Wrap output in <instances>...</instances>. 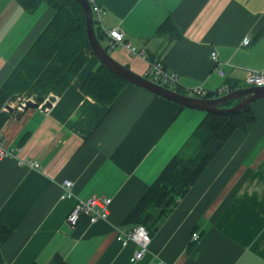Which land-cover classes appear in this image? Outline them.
<instances>
[{
  "label": "crops",
  "instance_id": "1",
  "mask_svg": "<svg viewBox=\"0 0 264 264\" xmlns=\"http://www.w3.org/2000/svg\"><path fill=\"white\" fill-rule=\"evenodd\" d=\"M92 1L105 12L104 46L139 74L148 60L112 46L106 30L119 25L149 60L179 74L183 90L244 87L251 69L264 68V0ZM53 14L45 3L28 12L18 0H0V88ZM167 18L174 28L160 33ZM100 63L92 54L52 107L12 112L0 127L12 152L0 157V222L12 229L0 264H264V98L252 104L257 121L230 137L152 234L145 257L132 262L139 245L123 246L116 228L207 112L130 82L111 104L99 103L81 85ZM65 179L76 197H61ZM92 196L112 199L109 218L72 227L66 216L76 199Z\"/></svg>",
  "mask_w": 264,
  "mask_h": 264
},
{
  "label": "trees",
  "instance_id": "2",
  "mask_svg": "<svg viewBox=\"0 0 264 264\" xmlns=\"http://www.w3.org/2000/svg\"><path fill=\"white\" fill-rule=\"evenodd\" d=\"M18 1L28 12H34L45 3L54 9V14L0 88V127L15 112L2 110L11 98L24 94L42 103L51 93L61 95L93 54L86 31L85 12L78 1ZM95 25L101 41L105 33L97 21ZM168 26H173L171 18H167L158 31L163 33ZM127 83L100 63L85 78L81 89L99 103L111 104ZM178 90L183 91L181 88ZM209 95L213 96V93ZM237 102L233 100L227 106ZM256 121L252 105L233 113L207 112L186 147L168 161L156 181L126 215L123 224H143L151 235L156 232L230 137L237 130L247 131ZM11 233L12 229L0 222V250Z\"/></svg>",
  "mask_w": 264,
  "mask_h": 264
},
{
  "label": "built area",
  "instance_id": "3",
  "mask_svg": "<svg viewBox=\"0 0 264 264\" xmlns=\"http://www.w3.org/2000/svg\"><path fill=\"white\" fill-rule=\"evenodd\" d=\"M92 9L94 12V19L99 24L102 21L104 15V9L98 4L93 3ZM106 34L110 38V44L112 46H125L128 48L129 52L135 56L148 60V67L144 76L150 80L159 83L161 85L167 86L169 88L178 90L180 88L179 74L175 71L170 70L166 67L164 62L159 57L148 59L147 50L145 47H138L129 39L126 38L125 32L119 25H116L108 30ZM251 43V37L246 36L242 40L243 45H249ZM211 58L218 61L217 52L213 50L211 52ZM220 74L224 73L222 67L218 66ZM246 86L251 85H264V68L262 69H251L245 79ZM233 89L229 86L219 87L215 91H210L203 85H197L183 90L184 93L191 94L198 97H211L209 95L211 92L213 96H221ZM180 91V90H179ZM22 102L21 104H24ZM21 104L18 108H21ZM12 154L11 151L7 150L3 144L2 137L0 136V157H6ZM28 164L31 166H39L38 161L29 160ZM74 192V182L70 179H65L62 182V198H73L76 197ZM112 199L108 197L92 196L87 199L77 198L75 204L70 209L66 216V221L72 226H77L80 221L87 217L90 222L95 223L98 220H107L110 215V205ZM194 238H197V233L193 234ZM116 240L123 246L128 245L131 242L139 245V248L135 249L130 260L132 262L141 260L147 254L149 246L152 241V235L149 230L143 224H137L134 226H120L116 228ZM158 264H164V261H160Z\"/></svg>",
  "mask_w": 264,
  "mask_h": 264
},
{
  "label": "water",
  "instance_id": "4",
  "mask_svg": "<svg viewBox=\"0 0 264 264\" xmlns=\"http://www.w3.org/2000/svg\"><path fill=\"white\" fill-rule=\"evenodd\" d=\"M76 1L83 6L85 12L86 31L93 54L104 66L128 82L149 90L158 96L174 101L182 106L214 113L238 112L264 98V85H251L235 88L221 96L198 97L150 80L146 76L139 74L128 66L122 64L110 54V51L104 46L97 35L92 2L90 0ZM56 98V95L51 94L42 103L36 102L33 99H26L25 103L21 104V108L14 109L13 106L7 104L6 109L15 111L16 117L20 118L23 112L31 107H39L41 110H47L52 107ZM233 100H238V102L227 106V104Z\"/></svg>",
  "mask_w": 264,
  "mask_h": 264
},
{
  "label": "rangeland",
  "instance_id": "5",
  "mask_svg": "<svg viewBox=\"0 0 264 264\" xmlns=\"http://www.w3.org/2000/svg\"><path fill=\"white\" fill-rule=\"evenodd\" d=\"M101 41H102V43H103L104 45L107 44V42H106L107 40H106L105 38H102ZM199 85H201V84H199ZM196 86H197V85H196ZM51 94H53V93H51ZM54 95H55V94H54ZM26 99H34V98H33V97L27 98L26 95L22 94V95H17V96H15V97L11 98V99L8 101V103H9L11 106H13L14 109H18L19 105H20L22 102H24ZM34 100H35V99H34Z\"/></svg>",
  "mask_w": 264,
  "mask_h": 264
}]
</instances>
